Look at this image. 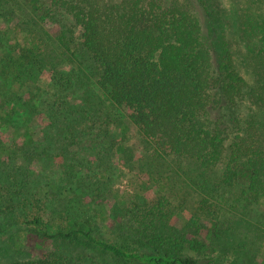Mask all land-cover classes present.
<instances>
[{"label": "trees", "instance_id": "1", "mask_svg": "<svg viewBox=\"0 0 264 264\" xmlns=\"http://www.w3.org/2000/svg\"><path fill=\"white\" fill-rule=\"evenodd\" d=\"M11 3L25 27H38L22 30L25 45L9 58L21 78L48 69L69 89L57 77L66 75L61 63L71 65L87 107L101 95L98 114L112 123L104 103L128 111L143 147L130 167L149 173L150 187L169 171L178 192L143 208L115 205L122 216L113 215V232L129 222L139 249L100 237L95 215L54 234L36 216L23 224L55 248L8 264H264L259 245L241 234L255 228L259 243V221L245 219L242 206L224 212L234 189L243 204L264 205V0H0V13ZM47 22L59 24L55 36ZM188 198H197L196 209L179 228ZM21 205H9V214ZM95 213H107L102 202Z\"/></svg>", "mask_w": 264, "mask_h": 264}, {"label": "rangeland", "instance_id": "2", "mask_svg": "<svg viewBox=\"0 0 264 264\" xmlns=\"http://www.w3.org/2000/svg\"><path fill=\"white\" fill-rule=\"evenodd\" d=\"M9 9L0 13V31L6 34L5 37L0 35V264L32 259L43 250L55 248L52 241L42 240L33 227L23 224L36 216L41 217L48 232L54 234L76 229L95 215L100 237L139 249L133 242L136 236L129 222H123V230L113 232V215L122 216L114 207L140 204L143 208L145 203L148 206L160 196L177 195L178 188L173 186L170 172L160 174L161 183L150 187L149 173L136 165L134 169L130 167V155L137 160L143 154V147L136 128L127 120L128 111L104 103L103 113L110 115L112 123L104 119L106 116L99 115L98 106L103 104L101 95L95 105L87 107L83 100L85 87H81V83L76 85V73L71 71V65L61 63L59 68L66 75L57 77L62 83L69 79L75 86L69 89H60L54 84L48 69L40 68L21 78L22 69L14 68L9 58L16 59L25 45L22 30L38 27L34 23L24 26L25 14L20 7L11 3ZM43 27L54 34L59 24L47 22ZM75 32L72 39L78 41L80 29L77 27ZM236 61L251 81L238 57ZM90 88L98 94L96 89ZM102 183L106 184L104 191L98 193L97 188ZM150 189L153 191L147 192ZM196 199L188 198L184 205L185 216L176 217L175 224L179 228L196 209ZM227 199L230 203L228 201L229 207L224 209L225 214L242 206L245 219L252 224L259 221V243H256L255 228L249 231L245 228L241 234L249 237L255 247L259 245V258L264 259V241L260 242L264 205L243 204L238 189ZM17 202L22 205L9 214V205ZM101 202L107 209L103 216L95 213ZM68 251L71 253L73 248ZM89 254L95 255L91 251ZM90 260L89 257L88 262ZM100 262L104 264V259Z\"/></svg>", "mask_w": 264, "mask_h": 264}]
</instances>
